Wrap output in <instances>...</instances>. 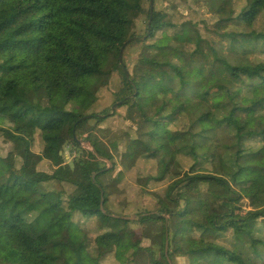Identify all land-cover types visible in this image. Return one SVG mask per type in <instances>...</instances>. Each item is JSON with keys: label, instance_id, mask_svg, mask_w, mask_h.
<instances>
[{"label": "trees", "instance_id": "obj_1", "mask_svg": "<svg viewBox=\"0 0 264 264\" xmlns=\"http://www.w3.org/2000/svg\"><path fill=\"white\" fill-rule=\"evenodd\" d=\"M129 1L0 0V98L12 122L0 132L26 149L37 142L41 163L51 167L50 174L25 177L23 168L17 175L0 159V244L20 254L17 263L0 254V264H66L55 255L62 237L57 222L66 215L83 234L82 250L94 264H160L154 254L164 252L165 242L171 264L179 257L187 264H264V0H226L232 9L222 23L225 35L247 55L237 68L217 58L201 29L181 32L148 8L150 26L139 62L157 73H143L142 88L129 72L135 88L128 83L118 61L122 48L124 54L142 41L128 33L131 14L142 12L143 0L135 6ZM159 36L165 45L155 44ZM109 56L120 69L121 86L114 94L115 103L123 102L120 112L88 115L81 101L107 93ZM217 63L238 87L235 93L228 95L217 80L192 87L190 73ZM134 89L135 98L126 100ZM219 94L228 101L214 102ZM146 106L155 118L145 117ZM89 120L106 126L89 133L122 148L121 170L114 176L105 165L90 168L92 162L103 164L101 159L112 163L103 152L92 144L93 155L73 142ZM143 135L156 145L154 152L141 142ZM68 144L79 151L71 166L62 164ZM242 157L250 158L245 168L251 179H239ZM132 169L136 185L125 177ZM161 181L163 196L151 197L157 207L140 213L139 225L149 229V245L142 248L130 240L133 222L114 217H127L149 195V185L159 187ZM77 190L81 194L73 196ZM15 191L24 209L6 213ZM49 192L56 197L53 204L46 200ZM242 200L250 208L244 218ZM27 212L45 227L33 232ZM100 244L110 248L101 252Z\"/></svg>", "mask_w": 264, "mask_h": 264}, {"label": "rangeland", "instance_id": "obj_2", "mask_svg": "<svg viewBox=\"0 0 264 264\" xmlns=\"http://www.w3.org/2000/svg\"><path fill=\"white\" fill-rule=\"evenodd\" d=\"M138 1L139 0H130L129 3L132 6H135ZM150 1L152 2V12L155 10L163 14L164 24L179 28L181 32H186L193 28L201 29L203 31V35L207 41V44H210L219 60L228 63L234 68H237L244 64L247 55L242 52L241 47H237V49H234L231 46L232 42L230 41V38L225 35V32H228V30L224 28L225 25H223L222 23L230 17L229 12L232 9L228 5V2L226 0L225 3H222L220 0H143L141 7L142 12L139 13L133 11L131 14L133 25L128 33L134 38H138L142 41L137 45H130L126 53L122 55L120 62V65L123 67V69L127 70L126 73L128 80L130 79V76L128 74L129 72L134 78L137 87L142 88V86L144 85V80L142 77L143 73L150 75H154L157 73V70H154L151 67L145 66L143 68L139 62V54L143 46V41H145L144 36L146 34V27L148 26V22H150L149 20L147 21L146 14L148 8L150 12ZM204 23L209 24L204 25ZM234 29L241 32H246L242 27L231 28V30ZM159 38L161 39L155 43L156 45L161 46L167 43L166 39L162 38L161 36H159ZM176 58L180 64L184 63L180 55L176 54ZM114 64L115 61L112 57L109 56L105 63L104 71L106 72V75L103 79L104 85H107L108 88L107 93L102 94V98L97 101L92 97H85L81 101V106L87 109L86 114H96L98 116L104 117L102 114L109 113L110 115H112L115 111L120 112V109L118 108L120 105H116L120 103H115L114 94L118 92L121 86V76L120 69L115 67ZM190 78L192 80V87L198 85L202 81L217 80L219 86L223 87L228 95H231L238 90V87L232 84L224 70V67L220 63L214 64V66L211 65V68H200L196 72L190 73ZM240 79L241 81H243L244 85L249 84V81H247L243 77H240ZM132 87L135 88L133 84ZM135 96L136 92L134 89L133 94L127 97L126 100L133 99L135 98ZM226 101H228L226 94H219L214 98V102ZM113 106L115 107L112 111ZM146 108L147 106L144 108L145 117L155 118V113L152 107H149L148 109ZM126 125H131V123L128 122L126 123ZM92 127H94L95 129L106 128V126H103L102 124L95 123L94 120H89L82 125V132L76 139L82 142H89L90 145L93 144L94 147L103 152L114 164L113 168L112 163H110L108 160L101 159V162L103 164L92 162L90 164L91 169L97 170L98 168H101L105 165L107 166V170H113L112 175L114 176L118 171L121 170L122 148L119 144H117L116 147H109L103 139H100L96 135H92V133H89ZM11 128L12 122L7 116V105L0 98V129L8 130ZM140 140L148 147L151 152H154L156 150V145L152 143L150 136H140ZM73 142L75 143L74 140ZM78 147L90 152V150L86 146ZM63 154L64 158H62V164L71 166L73 158L78 156L79 151L73 148L71 144H68L64 147ZM91 154L96 155L95 150L91 152ZM260 154L261 152H259L256 157L259 158ZM0 159L4 160L7 164V168L17 175L20 174V170L22 168L23 175L25 177H29L37 173H51V167H49L48 164L41 163L42 159L37 142L34 143L30 148L26 149L25 145L21 141L9 138L3 132H0ZM249 159V157H242L239 160V164L242 166V168H244L243 172L239 176L240 180L253 178L251 171L245 168L246 162ZM157 172H161V166H158ZM125 177L131 185H136V172L134 169L128 171ZM85 185L87 188H89V182L86 181ZM54 189L60 190L57 186H54ZM147 191L149 192V195L145 198H141L136 203V205H134L126 212L127 217H134L137 219L128 227L130 240L131 242H139L142 248H145L149 245V229L147 225H139V220L141 219L140 213L142 212V208L153 209L157 207L155 205L156 201H154V199H152L151 197L156 196V198L160 199L163 196L165 192L164 182L161 181V185L159 187H157L156 184L149 185ZM79 194H81V192L80 190H77L73 194V196H77ZM144 199H147L149 202L144 201ZM19 200L20 195L18 191H15L10 203L5 206L4 212H19L23 210L24 205L18 203ZM46 200L49 204H53L56 200V197L52 192H49L47 194ZM249 210L250 208L247 205V201L242 200L239 212L240 217L244 218ZM27 213L30 215V219L27 220L29 225L28 227L31 228L33 232L37 233L39 230L45 227V223L42 224L38 220H36L32 216L31 212ZM162 217L168 219L166 215H163ZM57 228L61 230L62 237L61 241L55 247L56 256L62 258L63 261L66 262V264H73V254H75L77 257L76 261L78 260L79 264H94L88 257L86 252L82 250L83 234L78 227L72 225L69 222L67 215L57 222ZM245 228H248V225H246ZM99 248L101 252H104L106 249H109L110 246L106 244H100ZM257 250L258 253H260L258 246ZM0 254L11 263H17L20 260V254L17 251L8 248L4 244H0ZM162 254L164 255V252H155L154 258L156 262L160 264H167V260H164L162 258ZM260 254L263 255L262 253ZM175 262V264H187L186 260L180 257L176 258Z\"/></svg>", "mask_w": 264, "mask_h": 264}, {"label": "water", "instance_id": "obj_3", "mask_svg": "<svg viewBox=\"0 0 264 264\" xmlns=\"http://www.w3.org/2000/svg\"><path fill=\"white\" fill-rule=\"evenodd\" d=\"M149 6H150V15H151V14H152V2H151V1H150V3H149ZM149 26H150V22H148V27H149ZM122 54H123V48L120 50L119 55H118V61H119V63L121 62ZM120 64H121V63H120ZM125 76H126V79H127L128 83H129L130 85H132V83H130V81H129L128 78H127V73L125 74ZM122 103H123V102H120V104H116V105L119 106V105H121ZM116 105H115V106H116ZM115 106H113L112 111H113V109H114ZM74 141H75V143H76L78 146H86V147H88V149L90 150V152H93V151H94L92 145H90L89 142L78 141L76 138H74ZM94 176H95V175H92L91 178L94 179ZM100 211H101V213L104 214L103 209H102V200L100 201ZM114 218H116V219H120V220L125 221V222H134V221L137 220V219L134 218V217H114ZM164 256H165V258H166V260H167V264H170V261L168 260V245H167V242H166L165 247H164Z\"/></svg>", "mask_w": 264, "mask_h": 264}]
</instances>
